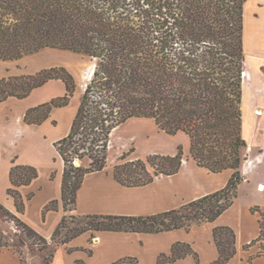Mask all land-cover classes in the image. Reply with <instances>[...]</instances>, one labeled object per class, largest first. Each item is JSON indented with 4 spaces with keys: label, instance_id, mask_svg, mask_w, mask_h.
<instances>
[{
    "label": "trees",
    "instance_id": "obj_1",
    "mask_svg": "<svg viewBox=\"0 0 264 264\" xmlns=\"http://www.w3.org/2000/svg\"><path fill=\"white\" fill-rule=\"evenodd\" d=\"M247 0H0V60L15 61L46 48L70 51L93 60L95 67L80 98L69 134L54 143L64 161L62 205L77 209V196L86 175L108 165L113 131L131 118L153 119L168 135L185 133L190 156L212 173L231 170L227 185L178 208L149 216L65 215L48 240L0 204V212L15 218L28 238L47 251L52 264L59 246L97 232L162 233L214 222L239 196L248 142L243 135V74L246 66L244 17ZM66 86L62 97L30 108L24 122L41 125L55 108L69 105L77 89L66 67L35 74L0 77V105L8 98L24 99L49 81ZM124 153L114 177L126 187H143L159 176L177 174L184 162L182 145L175 155H150L127 160ZM76 162H80L77 165ZM38 177L32 166L14 165L8 193L19 213L25 209L18 191ZM59 209L52 201L45 212ZM264 254V212L259 207ZM21 220V219H20ZM219 259L227 264L237 253L235 231L214 229ZM23 243V240H20ZM256 241H253L255 243ZM9 245L0 236V248ZM245 246V248H248ZM91 254L92 252L88 250ZM194 255L190 245L176 243L171 256L158 264ZM127 258L112 264L125 262ZM22 262V261H21ZM23 264V263H22ZM75 264H86L78 260Z\"/></svg>",
    "mask_w": 264,
    "mask_h": 264
},
{
    "label": "crops",
    "instance_id": "obj_2",
    "mask_svg": "<svg viewBox=\"0 0 264 264\" xmlns=\"http://www.w3.org/2000/svg\"><path fill=\"white\" fill-rule=\"evenodd\" d=\"M259 3L262 4L259 8L264 11V0H247L246 3L245 56L249 45L253 50L258 49L257 44L246 39V34L249 33L250 38L264 35L261 22L246 19L249 10ZM69 55H73V52L46 48L19 60H0V77L31 75L43 69L57 67L61 65L62 59ZM257 59L258 62L259 58ZM66 92V86L61 80H52L24 99L11 97L0 105V204L48 240H51L63 217L69 214L64 211L62 205L64 161L54 143L69 134L80 99L72 98L68 106L55 108L50 118L41 125L26 124L24 116L30 108L62 97ZM245 92L243 90L244 100ZM156 135L161 136L159 138L163 144L159 149L137 152L144 140ZM166 136L169 135L160 130L150 118H131L117 127L111 135L108 165L103 171L86 175L78 191L77 209L74 213L149 216L178 208L227 185L233 173L231 170L212 173L198 167L191 158L190 151H187L184 139L176 141ZM112 139L120 145L122 153L134 148L127 159L129 161L146 159L152 154L175 155L178 145L182 144V168L175 175L157 177L149 185L126 187L114 177V167L120 162V157H115L111 150ZM247 161L241 172L244 181L256 182V196L253 195L244 201L240 195V185L236 201L214 222L193 226L189 231L179 229L155 234L97 232L93 241L90 232L84 233L70 243L59 246L52 264H75L78 260H83L86 264H112L127 258H134L136 264H158L161 255L171 256L176 243L190 245L194 255L167 264H214L219 259L214 229L223 226L232 228L236 234L237 253L227 264H264L262 242L257 241L261 233V216L260 213L252 212L254 207H259L264 212V181H255L257 171L264 168V147ZM14 165L32 166L38 170L37 178L18 189L25 203L22 213L18 212L15 199L8 193L12 188L10 172ZM56 200L59 201V209L45 212V207ZM253 241L256 242L252 244ZM248 245L249 247L245 248ZM0 264L22 262L12 250L0 248ZM123 264L134 263L128 261Z\"/></svg>",
    "mask_w": 264,
    "mask_h": 264
},
{
    "label": "rangeland",
    "instance_id": "obj_3",
    "mask_svg": "<svg viewBox=\"0 0 264 264\" xmlns=\"http://www.w3.org/2000/svg\"><path fill=\"white\" fill-rule=\"evenodd\" d=\"M261 6V3L255 4L254 7L249 10V15L246 17V19L248 21L252 20L261 22L264 28V11L259 8ZM250 36L251 35L249 33L246 34V39L257 44L258 49L253 50L249 45L248 50H246L247 63L245 70L250 73L251 80L248 81L246 87L244 86L243 88V90L246 91L245 100L243 97L242 103L243 134L248 142V148L243 150V155L246 158V160L243 162V167H246V163L248 162L247 160L255 157L261 150V147H264V35L260 34L251 38ZM257 58H259L258 62ZM61 66L66 67L74 75L77 81V89L72 98L80 99L88 81L90 80V78L86 79L85 76L88 70L93 68L94 71L95 62L81 54L73 53V55L64 57L61 61V65L57 67ZM251 110L253 112H251ZM258 110H261L262 114L258 115ZM159 136L156 135L144 140L137 152L141 153L145 149H159L160 146L163 145ZM166 137H170V139H175L176 141H181V138L184 139L187 144V151H190V139L185 133L180 132V134L178 133L177 135H169ZM180 145H178V147ZM119 146L120 145L115 141V139H112L111 150L115 154V157L119 156L121 158L125 152L122 153ZM76 164L80 165V162H76ZM257 179L264 181V168L257 171L255 175V181H258ZM255 185L256 182H242L240 186V195L243 197L242 199H244V201L249 200L251 197H253V195H255ZM73 214L75 213H69V215ZM19 221L22 220L19 219ZM0 236L4 237V241L9 245L8 249L16 253L20 257L23 264H44L45 257L48 253L47 251L41 250L43 248V244H41V242L37 239L28 238L25 235V232H23L20 222H18L15 218L13 219L10 216L4 215L1 212ZM21 239L23 240V243L20 242ZM48 243L50 247L54 249L55 243L52 241V238L51 240H48Z\"/></svg>",
    "mask_w": 264,
    "mask_h": 264
},
{
    "label": "bare ground",
    "instance_id": "obj_4",
    "mask_svg": "<svg viewBox=\"0 0 264 264\" xmlns=\"http://www.w3.org/2000/svg\"><path fill=\"white\" fill-rule=\"evenodd\" d=\"M92 74H93V68L90 69V70H88L85 78L86 79L87 78L88 79L91 78ZM250 80H251L250 73L248 71H245L244 74H243V85L246 87L247 82L250 81ZM257 114L258 115L262 114V111L261 110H258Z\"/></svg>",
    "mask_w": 264,
    "mask_h": 264
},
{
    "label": "water",
    "instance_id": "obj_5",
    "mask_svg": "<svg viewBox=\"0 0 264 264\" xmlns=\"http://www.w3.org/2000/svg\"><path fill=\"white\" fill-rule=\"evenodd\" d=\"M86 57V56H85ZM95 67V66H94Z\"/></svg>",
    "mask_w": 264,
    "mask_h": 264
}]
</instances>
